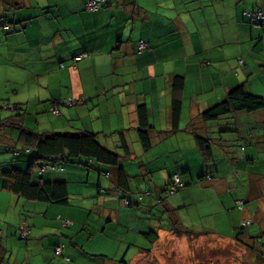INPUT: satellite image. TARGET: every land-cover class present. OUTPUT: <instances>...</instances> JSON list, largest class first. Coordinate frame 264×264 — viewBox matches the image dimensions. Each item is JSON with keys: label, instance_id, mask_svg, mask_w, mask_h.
I'll return each mask as SVG.
<instances>
[{"label": "crops", "instance_id": "crops-1", "mask_svg": "<svg viewBox=\"0 0 264 264\" xmlns=\"http://www.w3.org/2000/svg\"><path fill=\"white\" fill-rule=\"evenodd\" d=\"M88 1L0 0V120L18 105L17 122L30 132L93 133L118 155L124 183L112 168L66 163L34 177L63 183L65 204L26 200L2 188L1 173L24 170L28 157L11 160L19 133L1 130L0 264H61L52 257L58 244L74 264H147L191 236L232 244L242 264H264L254 252L264 242V109L201 117L238 85L264 97V28L243 16L264 13V0H104L95 13L84 9ZM140 41L148 48L138 55ZM68 98L79 103L54 106ZM141 107L148 149L139 139ZM173 175L182 188L165 198ZM61 219L71 224L61 228ZM22 220L31 237L18 245ZM110 245L126 247L119 260L107 255Z\"/></svg>", "mask_w": 264, "mask_h": 264}, {"label": "trees", "instance_id": "trees-1", "mask_svg": "<svg viewBox=\"0 0 264 264\" xmlns=\"http://www.w3.org/2000/svg\"><path fill=\"white\" fill-rule=\"evenodd\" d=\"M5 29L9 30V27L7 26ZM182 81L181 77H175L173 87L179 90L182 86ZM69 99L76 101V104L79 103V100L68 98L55 101L54 106L56 107L57 104L66 106L65 101ZM54 106H51L50 112L53 115H57L58 112ZM179 108V103L177 101L173 102L172 118L174 125L178 120ZM262 109H264V97L254 96L246 92L242 85H238L227 92L223 101L205 110L201 114V117L204 121H215L230 113L243 112L250 114ZM11 110L13 115L0 120V131L7 128L18 131L22 148L18 150L14 149L15 152L13 151V156L18 157L20 154H23L28 157V161L24 170L10 169L9 171H3L1 173V185L3 189L26 200L50 204H65L67 201V194L63 183L39 182L37 178L42 176L44 172L62 171L66 163L73 162H84L86 166H88L87 163L91 162L101 167L112 168L115 170L118 183H124L125 175L119 167L118 155L102 147L93 133L83 131L65 134H36L25 129L20 122H17L24 114V109L21 106L14 105ZM54 111H56V114ZM139 120V139L143 148L148 149L149 139L146 129H144L145 127L148 128V126L142 107L139 108ZM197 143L201 150L206 153V139L197 137ZM44 167H53V169L42 170ZM105 174L108 175V173ZM34 177H37V180H34ZM172 177L169 184L165 187V190L170 186ZM181 188L182 184L177 192ZM26 227L28 230V226ZM240 229L242 230L244 227H240ZM56 249L60 250L58 255L55 253ZM63 251L64 249L61 244L56 245L53 248L52 257H64L62 256ZM64 262L68 264L70 258L65 259Z\"/></svg>", "mask_w": 264, "mask_h": 264}, {"label": "rangeland", "instance_id": "rangeland-1", "mask_svg": "<svg viewBox=\"0 0 264 264\" xmlns=\"http://www.w3.org/2000/svg\"><path fill=\"white\" fill-rule=\"evenodd\" d=\"M7 155L10 156V159L11 160L13 159V161L15 159H19V156L18 157L12 156V152H9V154H7ZM21 155H23V154H21ZM21 155H20V157H22ZM20 161H23V160L21 159ZM239 211H241V210H239ZM57 218L59 220L58 216H57ZM59 222H60L61 228L62 227L63 228L68 227L71 224L69 221H67L65 219H61ZM22 223H24L26 226H28V232L29 233H28V236L25 238L20 237V232L18 230V227ZM15 229H16V232L18 235L17 236L18 239H16V243H18V245H23L24 243L28 242V240H30L31 229L25 220L20 221L15 226ZM199 240H200V238H198L196 236H194V237L191 236V237H187V244L186 245L178 244L179 247L177 246L175 250L173 248H169V247L160 248V249H158V251L155 252L156 256L154 255L151 260L150 259L146 260L147 264H174L175 261L177 262L175 264H242L244 262L245 254L243 257H241L243 254L242 255L239 253L236 254L235 253L236 252L235 247L232 244L227 243L226 241H222V240L219 241L218 239H214V238L212 239L209 237L202 238L201 241H199ZM198 241H199V243H197ZM254 248H255L254 252H256L255 254L257 256H258L257 253L260 254L258 257H264L263 239L258 240V243H256V245H254ZM88 249H89V247H86L84 249L85 250L84 252L89 254ZM125 249H126V247L122 251H119V253H118V246L115 249L114 246L110 245V246H108V248H105V251H106L107 255L110 256L111 258H115V259L119 260L124 255ZM130 250H132V249H130ZM13 253L15 254V256L17 255L18 260H20L21 252L16 253V250L14 249ZM173 253H174V256L172 255ZM246 254H248V251L246 252ZM62 256H64V257L60 256L59 258H56L55 260H59L61 264H66L64 262V260L69 258V257H67L65 255H62ZM129 256L130 255L128 254L127 258ZM78 258L79 257H77L76 260ZM11 261H12V259H11ZM70 261L71 262L68 264H74L73 260L70 259ZM159 261H160V263H159ZM33 264H41V263H40V260H38L36 257H34L33 258Z\"/></svg>", "mask_w": 264, "mask_h": 264}, {"label": "built area", "instance_id": "built-area-1", "mask_svg": "<svg viewBox=\"0 0 264 264\" xmlns=\"http://www.w3.org/2000/svg\"><path fill=\"white\" fill-rule=\"evenodd\" d=\"M104 0H89L86 5H85V9L89 12H96L98 11L102 6H104ZM243 16L249 21L250 25L253 28H257V27H262L264 28V14L260 11L257 10L255 13H251V12H243ZM148 48L147 44L140 41L137 43V51L136 53L142 54L144 51H146ZM239 63H242V61H240ZM77 102L76 101H72V100H67L65 101V105L66 106H73L75 105ZM54 113L56 114V111H54ZM47 169H53V167L48 168V167H44L42 170H47ZM107 175V174H106ZM181 187L180 181H179V176L178 175H173L170 186L164 190L163 192V196L165 198L167 197H171L173 196L177 190ZM125 205H128L129 202L128 200L124 201ZM236 208L238 210H242L243 209V202L242 201H237L236 203ZM249 224L248 221H243L239 226L240 227H245ZM18 230L20 232V237L21 238H25L28 236V230L27 227L24 223H22L19 227ZM55 253L58 255L60 253L59 249H56Z\"/></svg>", "mask_w": 264, "mask_h": 264}]
</instances>
